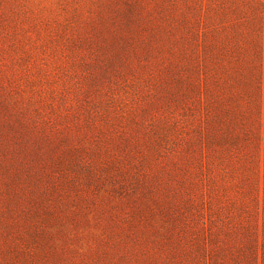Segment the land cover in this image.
<instances>
[{"label":"rangeland","instance_id":"obj_1","mask_svg":"<svg viewBox=\"0 0 264 264\" xmlns=\"http://www.w3.org/2000/svg\"><path fill=\"white\" fill-rule=\"evenodd\" d=\"M0 264H264V0H0Z\"/></svg>","mask_w":264,"mask_h":264}]
</instances>
